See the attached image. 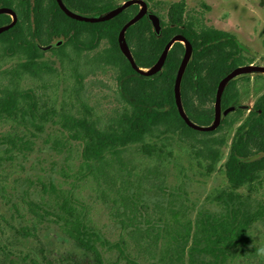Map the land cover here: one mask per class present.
<instances>
[{"label":"trees","instance_id":"trees-1","mask_svg":"<svg viewBox=\"0 0 264 264\" xmlns=\"http://www.w3.org/2000/svg\"><path fill=\"white\" fill-rule=\"evenodd\" d=\"M62 1L70 10L90 15L102 14L117 6L112 0ZM0 7L11 8L17 16L16 23L0 33L4 52L25 57L15 68L17 77L23 72L31 75L40 72L43 46L49 45L53 39L58 44L49 50L56 54L63 53L68 45L80 52L96 48L103 39L109 43L102 61L118 68V93L126 107L105 127L97 124L89 109L79 115H58L57 123L67 132L69 139L81 143L82 173L99 175L108 155L119 157L130 145L142 144L141 150L150 153L151 149L143 143L160 127L165 132L210 137L224 125H232L233 120H228L231 113L242 112L238 107L236 79H233L222 93L221 106L222 109L234 107V110L223 116L215 130L200 132L185 124L177 111L173 91L183 45L173 43L162 70L151 76L136 73L119 49L118 33L137 12L136 4L109 20L96 23L69 18L56 0H0ZM160 20L159 34L153 31L146 16L127 28L125 39L134 61L140 68H149L166 43L174 35L182 34L192 45V55L181 79L182 105L193 122L208 125L214 111L213 106L207 104L214 103L218 82L237 63L244 62L239 43L229 32L186 19L183 1L170 6L166 21ZM10 22L11 16L0 14V26ZM263 76L256 74L258 78ZM55 116L53 108H39L33 92L19 90L16 81L0 96V121H14L42 132L44 124L53 121ZM25 136L24 133L3 134L0 144L7 145V151L24 153L31 150L33 143ZM222 143V139L213 138L204 144L208 173L212 172L220 157L219 148L213 145ZM223 167L228 187L217 190L213 196L224 207L223 216L200 210L193 222L184 219L183 212H174L164 219H150L135 214V200L127 197L123 199L120 220L127 233L114 242L106 239L92 224L83 203L73 194L62 193L51 185L49 189L56 204L52 215L67 238L85 254L80 259L74 255L68 258L76 264H106L102 252L106 250L113 251L116 256L111 264H234L251 240L249 233L253 224L264 221V207L258 204L252 208L250 203L251 194L264 173V90L237 125ZM242 187L246 188L245 194L238 191ZM29 207L37 218H44L41 211L50 215L33 202ZM18 233L24 237L35 236L26 227L19 229Z\"/></svg>","mask_w":264,"mask_h":264},{"label":"rangeland","instance_id":"rangeland-1","mask_svg":"<svg viewBox=\"0 0 264 264\" xmlns=\"http://www.w3.org/2000/svg\"><path fill=\"white\" fill-rule=\"evenodd\" d=\"M112 1L119 5L125 0ZM144 1L150 12L165 21L170 6L183 1L186 19L235 35L244 61L237 66L249 61L264 66V0ZM56 44L53 39L43 46L42 67L37 75L23 72L18 77L14 75L15 68L25 57L7 54L0 44V96L16 81L19 90L33 92L39 108L56 111L53 121L46 122L42 132L14 121H0V136L24 133L33 142L31 150L24 153L7 151V145L0 144V264H76L69 255L76 259L85 257L52 215L56 204L51 185L83 203L92 224L111 242L126 236L120 220L123 199L127 197L135 200V214L150 219L183 212V218L193 222L200 210L223 216L224 207L213 196L217 190L228 187L223 162L237 125L264 90V76L244 74L235 78L239 105L247 107L240 114L229 115L228 120H233L230 127L224 125L210 137L165 132L160 127L143 143L151 149L150 153L141 150L142 144L130 145L119 157L108 155L107 163L94 176L82 173L81 143L69 139L57 123L58 115H79L89 109L99 126L112 123L126 107L118 93V68L102 61L109 47L105 39L96 48L80 52L68 45L63 53L56 54L49 50ZM213 138L222 139L223 143L213 145L219 148L220 157L208 173L204 144ZM238 191L245 194L246 188ZM30 202L50 215L41 211L44 218H37ZM250 203L252 208L258 204L264 207V173ZM22 227L29 228L35 236L19 234ZM249 234L251 240L234 264H264V257L256 253L257 247L264 246V221L253 224ZM102 252L105 263L111 264L116 257L114 252Z\"/></svg>","mask_w":264,"mask_h":264},{"label":"water","instance_id":"water-1","mask_svg":"<svg viewBox=\"0 0 264 264\" xmlns=\"http://www.w3.org/2000/svg\"><path fill=\"white\" fill-rule=\"evenodd\" d=\"M56 2L59 8L62 10V12L69 18L77 21L90 22V23L103 22L109 20L114 16L118 15L120 12H122L129 6L135 4L138 5L137 12L120 29L118 33L117 41L122 55L129 61L132 69L135 70L136 73L142 76H151L157 72H160L163 68L170 47L172 46L173 43L180 42L184 47V52L174 80L173 91H174L175 105L179 113V116L182 118L185 124L193 130H197L200 132H210L215 130L221 124L223 116L234 109V107H228L226 109H222L221 106L222 93L230 81L244 74H264V66L262 65L245 64L233 68L229 73H227L223 78H221V80L217 84L215 99L213 103L214 113H213L212 121L210 122V124L205 126L196 124L193 121H191L190 118L185 113L182 105L181 94H180L181 79L185 71V68L190 60V57L192 55V45L190 44V42L182 34L174 35L166 43L155 63L149 68H145V69L137 66L132 56V53L129 49V46L126 42L125 32L127 28L138 22L143 16L147 17L153 28V31L156 34H159L161 31L160 18L158 17V15L148 10L147 3L144 0H125L121 4L110 9L109 11L93 16L82 15L70 10L68 7L64 5L62 0H56ZM0 14H7L11 16V22L9 24L0 26V33H2L8 30L9 28H11L16 23L17 16L16 13L11 8L8 7H0ZM238 107L240 109H245L247 106L239 105Z\"/></svg>","mask_w":264,"mask_h":264},{"label":"clouds","instance_id":"clouds-1","mask_svg":"<svg viewBox=\"0 0 264 264\" xmlns=\"http://www.w3.org/2000/svg\"><path fill=\"white\" fill-rule=\"evenodd\" d=\"M253 246V245H252ZM256 253L260 257H264V246H259L256 248Z\"/></svg>","mask_w":264,"mask_h":264}]
</instances>
